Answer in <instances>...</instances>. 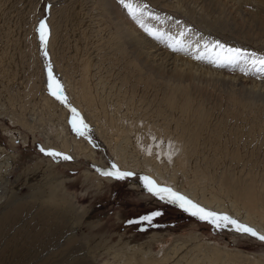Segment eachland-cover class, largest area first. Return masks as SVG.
<instances>
[{
  "label": "bare ground",
  "instance_id": "6f19581e",
  "mask_svg": "<svg viewBox=\"0 0 264 264\" xmlns=\"http://www.w3.org/2000/svg\"><path fill=\"white\" fill-rule=\"evenodd\" d=\"M14 1L17 5L21 2L0 0V19H6L10 13L12 16L9 19L13 18L14 29L23 30L21 19L25 17L26 10L38 5L39 0H27L22 6L18 5L20 8L15 12H11L15 8ZM216 1L252 8L248 10V21L264 34V0ZM56 7L58 10L53 11L50 22L54 24L55 20H58V30L61 29L60 32L66 36L70 46L66 40L60 45L56 33L50 47L55 49L54 51L61 48L72 54L69 59L82 69L81 81H74L69 73L64 76L66 80L70 79V84L74 83L72 97L75 98L77 107L86 111L91 123L96 125V134L103 140L118 167L133 173L143 172L150 179L154 178L159 183L170 185L208 208L264 232L263 110L254 108L251 112L247 111L249 105H245L246 110L242 111L231 110L229 107L224 110V103L220 105L221 100L219 105H211L202 96H192L186 88L190 85L196 86L195 83L202 80H219L226 85L239 81L243 83L240 85L242 93L252 95L255 91L257 96L264 98V87L254 82L249 86V80L245 83L234 79L235 77L227 78L166 54L144 39L142 33L133 35L130 44L127 42L130 52L128 48H124L125 52L128 51L135 58L134 64L127 63L123 70L114 72L111 66H115V62L111 66L106 63L108 60H114V55L105 59L102 53L109 50L108 44L117 40L116 35L119 32L124 34L126 41L130 35L124 32L122 25L113 32L112 0H67L61 8ZM115 8L120 10L119 7ZM157 27L159 29L156 31H159L161 26ZM105 38L109 41L105 42ZM22 49L26 52L25 46ZM7 50L0 54V76L10 78L11 82L16 71H11L13 69L9 65L13 61ZM92 53L97 54L95 65L90 61ZM63 59L62 54L61 60ZM143 63L146 66H143ZM139 65L141 68L146 67L148 74H142ZM151 71L161 78H168V87L165 90H162L159 84L154 86L155 80L152 77H145ZM32 79L34 84L26 92L12 91L11 95L8 90L2 94L0 100L7 102L6 105L9 104L12 108H16L17 103L23 106L24 102L28 107L32 104L29 101H34L32 106L38 103L42 105L44 102L41 114L31 125L39 129L38 124H42V134L46 139L44 146L52 151H55L57 146L61 150L71 151L74 157L85 156L93 159L96 164L105 166V157L99 162L97 152L90 145H84L80 139L68 134L67 112L35 84L36 74ZM197 85L199 86V83ZM38 91L43 95L40 96ZM237 91L239 92L238 89ZM231 93L233 95V92ZM236 101L238 100L230 97L229 104H235ZM46 113L57 121L48 120ZM18 118L30 126L31 122L23 117ZM3 151L0 147V181L7 185L8 175L13 167V157H4ZM107 180L98 179V186ZM48 185L50 192L44 198L43 195L34 194L33 186L31 192L25 196L11 192L8 194L5 190L0 193V264H31L30 261L34 260L37 252L41 256L44 255L45 260L40 258L38 262H33L34 264H264V255L249 257L245 254L241 258H233L229 255L235 251L218 248L215 243L201 242L197 236L184 242L176 241L170 248L163 250V254L154 252L150 242L137 247H132L129 243L120 250L107 245L110 260H102L99 258L103 255L100 249L105 244L90 241L87 246H91L92 254L89 255L86 245L83 246L85 240H78V227L71 224L77 223L78 220L68 216L71 214L74 218L79 213L71 205L67 210L64 207L65 211H62L65 201L59 198L67 196L63 183L51 179ZM89 236L96 237L88 233L85 238ZM46 241L45 249H42L40 246ZM238 255L240 256V252ZM6 256L12 258L11 263H8Z\"/></svg>",
  "mask_w": 264,
  "mask_h": 264
},
{
  "label": "rangeland",
  "instance_id": "374dc122",
  "mask_svg": "<svg viewBox=\"0 0 264 264\" xmlns=\"http://www.w3.org/2000/svg\"><path fill=\"white\" fill-rule=\"evenodd\" d=\"M26 1L21 0L18 5L22 6ZM62 1L39 0L38 5L26 10L25 17L21 19L23 30L14 29L13 18L9 19L12 16L10 13L6 19H0V54L8 49V55L13 61L9 66L12 67V72L16 71L11 82L10 78L0 76V97L8 90L11 95L12 91L26 92L34 84L32 76L36 74L35 84L67 112L68 134L80 139L84 145H90L97 152L99 162L105 157L106 165L96 164L93 159L85 156L74 157L71 151L61 150L55 144V151L44 146L46 139L42 134L44 132L42 124H38L39 129L31 126L34 119L41 114L44 102L42 105L38 103L32 106L34 101H29L32 104L28 107L24 102L23 106L17 103L16 108H12L9 104L6 105L7 102L0 100V147L4 149V157H13L8 184L4 185V181H0V193L5 190L8 194L11 192L25 196L31 192L33 186L34 194L43 195L44 198L50 192L48 183L51 179L62 182L67 194L59 198L65 201L62 207H66L67 210L71 205L79 213L74 218L68 214L71 219L78 220L77 223H71L78 227V240H85L83 246L86 245L89 255L92 254L91 246H87L90 241L104 243L105 246L100 249L103 255L99 258L105 261L110 260L107 245L120 250L129 243L132 247H137L150 242L154 252L163 254V250L170 248L176 241L184 242L194 236L201 242L215 243L218 248L235 251L229 255L233 258H241L245 254L249 257L264 255V232L208 208L188 194H183L182 191L165 183H159L154 178L150 179L143 172L133 173L118 167L111 152L96 134V125L91 123L86 111L77 107L75 98L72 97L74 83L70 84V79L68 81L64 76L65 73H69L74 81H81L82 69L69 59L72 54L61 48L54 51L55 49L50 47L56 33L60 45L62 42L65 43L64 40L69 43L66 36L60 32L61 29L58 30V20H55L54 24L50 22L54 15L53 11L58 10L55 7L61 8L67 2ZM15 3L16 1L13 2L15 8L11 12L20 8ZM227 3L216 0H112L113 32L122 25L124 32L130 37L126 41L124 34L119 32L116 35L117 40L108 44L109 50L102 54L105 59L113 54L115 59L111 62L108 60L107 65L111 66L115 62L116 65L111 67L114 72H119L127 63L134 64L135 58L129 53L131 50L128 44L133 41L131 38L133 35L142 33L144 39L166 54L227 78L235 77L234 79H240L245 83L249 80L247 81L249 86L254 82L264 87V34L248 21V10L252 8ZM115 7H119L120 10ZM155 24L160 25L159 31L163 32L156 31L159 27ZM104 41L108 42L109 39L105 38ZM24 46L26 52L22 49ZM141 46L144 48L142 44ZM124 48H128L129 52H125ZM200 49L202 50L199 51ZM96 55L90 54V61L94 65L97 63ZM198 55L201 57L198 58ZM143 66H146L145 63ZM143 66L141 68L139 65L140 72L148 74L149 70ZM149 76L155 80L154 86L159 84L162 90L168 87V78H161L152 71L145 77ZM195 84L196 86L186 87L189 93L193 94L192 96H202L211 105L217 106L221 100L220 105L224 103L222 106L224 110L231 108L242 111L246 110L245 105H249L247 111L261 108L264 113L263 96H257L255 91L252 92L253 96L242 93L243 83L239 81L226 85L219 80H202ZM229 86L231 87L228 88ZM37 93L43 95L40 91ZM230 97L239 102L230 105ZM47 116L48 120L57 121L56 118L52 119L49 113ZM18 117L31 122L30 126L22 123ZM47 132L49 133V130ZM86 177L90 179L86 180ZM98 179L109 180L98 186ZM62 211H65V208ZM88 233L96 237L85 238ZM46 243L47 241L40 247L45 249ZM39 255L41 256L37 252L30 263L34 264L40 258L45 260L44 255L41 257ZM5 258L8 263L12 262L10 256Z\"/></svg>",
  "mask_w": 264,
  "mask_h": 264
}]
</instances>
